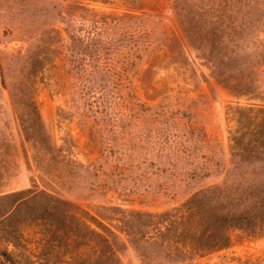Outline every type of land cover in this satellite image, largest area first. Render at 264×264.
Wrapping results in <instances>:
<instances>
[{
	"label": "rangeland",
	"instance_id": "obj_1",
	"mask_svg": "<svg viewBox=\"0 0 264 264\" xmlns=\"http://www.w3.org/2000/svg\"><path fill=\"white\" fill-rule=\"evenodd\" d=\"M139 14L155 48L115 117L90 91L103 101L119 69L110 18ZM204 182L242 186L227 217L248 226L177 253L156 229ZM255 197L264 208V0H0V264H264Z\"/></svg>",
	"mask_w": 264,
	"mask_h": 264
},
{
	"label": "trees",
	"instance_id": "obj_2",
	"mask_svg": "<svg viewBox=\"0 0 264 264\" xmlns=\"http://www.w3.org/2000/svg\"><path fill=\"white\" fill-rule=\"evenodd\" d=\"M121 23L120 29L122 37L116 36L115 29ZM110 28L112 31L110 49L112 50V66L119 67L118 70L111 69L109 75L110 90L104 95L102 101L101 92L92 90L90 94L97 102L101 100V104L109 110L115 117H120L117 114V109H120L124 94L129 97L136 98L130 91L132 77L135 74L142 56L149 53L154 45V37L152 30L147 25L146 16L139 15H124L123 17H111ZM122 41V49L116 43ZM155 48V47H154ZM118 64V65H116ZM94 81V80H93ZM123 90L122 93L119 91ZM109 98L106 100L107 96ZM108 106V107H106ZM238 167H223V174L227 171ZM217 173H211L202 168L191 167L188 172L189 179H200L215 176ZM239 185L233 186L230 189L220 188L218 183L207 184L201 183L195 187H190L188 190H182L177 198L176 204L172 205L170 215L168 214L169 223L165 222L161 228H157L158 232L170 229L174 230L176 235L175 251L177 253H194L199 255L208 250L218 249L228 244L227 228L229 226L244 225L243 218L228 216L229 208L241 201V192ZM214 189V190H213ZM180 190V189H178ZM253 197L252 194L246 193L247 198ZM253 204L255 207L248 214L260 223H264V208L260 201L256 200ZM148 216H156L151 213H146ZM95 227L99 231L112 233V230L107 228L101 221L94 219ZM248 223V222H247ZM176 253V254H177ZM178 255V254H177Z\"/></svg>",
	"mask_w": 264,
	"mask_h": 264
}]
</instances>
